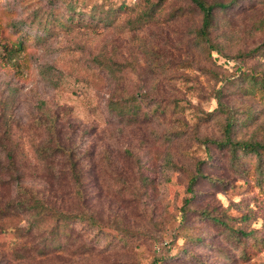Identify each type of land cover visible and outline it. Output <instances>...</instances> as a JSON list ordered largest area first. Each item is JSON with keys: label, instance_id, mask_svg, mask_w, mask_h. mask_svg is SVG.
I'll return each instance as SVG.
<instances>
[{"label": "rangeland", "instance_id": "374dc122", "mask_svg": "<svg viewBox=\"0 0 264 264\" xmlns=\"http://www.w3.org/2000/svg\"><path fill=\"white\" fill-rule=\"evenodd\" d=\"M206 1L207 34L193 0H0V264H264V149L222 144L264 143V0Z\"/></svg>", "mask_w": 264, "mask_h": 264}, {"label": "trees", "instance_id": "16d2710c", "mask_svg": "<svg viewBox=\"0 0 264 264\" xmlns=\"http://www.w3.org/2000/svg\"><path fill=\"white\" fill-rule=\"evenodd\" d=\"M197 3V5L204 11V20H203V25H202V29L201 32H203L204 34L208 33V28L212 22L213 19V9L216 6H226L227 3L224 2H220L217 1L215 3H208L206 0H193ZM21 45V44H20ZM264 87V85H262ZM139 104L135 103L133 108H128L127 110H123L122 114L128 117H132V119H136L138 120L140 113L138 111ZM231 122L226 124V134H227V138L225 139V141L222 142L223 145H231L233 150H237L238 146L240 148L243 149H249L252 150L256 153H260L261 149H264V143L262 142H251V141H233L232 137H231ZM65 147L63 144H61L60 142L57 143V145L54 147V151L61 153V151H64ZM78 160V159H77ZM73 165H77L76 160L73 161L72 163ZM74 176L75 179L77 181H79L80 183L83 182V177H81V172L79 170H77V172H74ZM198 176H194V178L192 179V182H195L197 180ZM19 202H16V205L18 206ZM61 217H65V218H72L75 220H78V213H64L61 212L60 213ZM60 217L59 219H57L56 225L54 227V229H58L59 224H60ZM51 240V239H50ZM49 240V242H45L44 248L40 250V252L44 253V254H49L52 253L53 251H55L56 249L62 248L63 247V243L61 242H54L51 243Z\"/></svg>", "mask_w": 264, "mask_h": 264}]
</instances>
